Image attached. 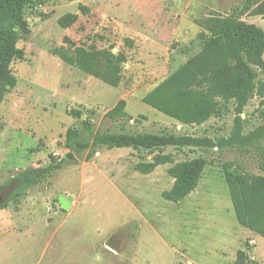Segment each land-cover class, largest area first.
<instances>
[{
    "label": "rangeland",
    "instance_id": "374dc122",
    "mask_svg": "<svg viewBox=\"0 0 264 264\" xmlns=\"http://www.w3.org/2000/svg\"><path fill=\"white\" fill-rule=\"evenodd\" d=\"M257 4L31 0L24 8L25 24L17 30L23 55L10 64L16 84L0 102V185L20 171L54 165L53 158L58 167L0 208V264H233L239 249L264 264V237L236 221L221 167L229 161L259 173L264 139L209 145L230 136L232 102L221 116L184 125L141 101L201 49L210 36L201 26L206 18L239 20L264 30V17L253 11ZM65 13H76L77 19L62 28L57 20ZM80 45L124 54L116 86L59 56H72ZM119 99L125 100L131 120L104 116ZM263 108L257 96L247 102L240 113L243 134L262 123ZM81 119H90L91 132H83ZM70 126L80 128L85 139L95 130L191 136L199 145L169 146L164 152L175 161L202 156L207 164L192 192L176 202L165 200L161 192L173 182L167 174L171 163L142 174L134 165L151 155L130 147H100L85 159L87 150L77 153L64 144ZM10 188L0 187V204ZM59 196L71 198L68 208H61Z\"/></svg>",
    "mask_w": 264,
    "mask_h": 264
},
{
    "label": "trees",
    "instance_id": "16d2710c",
    "mask_svg": "<svg viewBox=\"0 0 264 264\" xmlns=\"http://www.w3.org/2000/svg\"><path fill=\"white\" fill-rule=\"evenodd\" d=\"M254 13L264 17V0H257ZM31 0H0V102L6 92L15 84L16 78L10 70L11 62L22 57L17 47V30L25 24L24 8ZM88 11L83 5L78 7ZM76 13H65L57 22L66 28L75 22ZM201 26L210 36L205 39L201 49L177 67L155 87L148 91L142 102L162 112L184 125H200L210 117H218L233 103L234 119L228 138H220L211 146L224 148L235 142L259 141L264 139V108L261 109L262 123L248 134H243L244 121L240 117L244 106L254 96L264 105V30L253 23H245L229 18L208 17ZM62 60L77 69L98 77L111 86L120 80L123 53L99 50L93 47L78 46L72 56L59 52ZM126 102L119 99L104 116L110 120H131L125 110ZM72 111V110H71ZM77 117L81 113L73 110ZM83 132H91L90 119L80 120ZM1 129V121H0ZM65 146L80 153L87 150L85 159H90L100 147H130L151 155L149 161H139L135 170L142 174L151 173L158 165L171 163L167 174L173 179L171 187L161 192L165 200L179 201L198 185L207 160L202 156L175 161L173 154L164 152L166 147L199 145V139L173 133H149L126 131L95 130L91 138H81V130L70 126L65 132ZM72 157L73 153L69 152ZM48 164L44 168L27 169L7 179L0 187L10 185L6 206L9 200L17 199L31 188L37 177L50 173L58 167ZM224 181L236 221L244 228L264 237V162L259 173H250L229 161L221 164ZM246 246H249L246 244ZM178 264H187L180 261ZM233 264H257L250 259L246 250L239 249Z\"/></svg>",
    "mask_w": 264,
    "mask_h": 264
},
{
    "label": "water",
    "instance_id": "95a60500",
    "mask_svg": "<svg viewBox=\"0 0 264 264\" xmlns=\"http://www.w3.org/2000/svg\"><path fill=\"white\" fill-rule=\"evenodd\" d=\"M70 199H71V198H70L69 196H68L67 199H65L64 196H59V197H58V201H59V203H60L61 208H63V209L68 208V206H69V202H68V200H70Z\"/></svg>",
    "mask_w": 264,
    "mask_h": 264
},
{
    "label": "crops",
    "instance_id": "0c3cea01",
    "mask_svg": "<svg viewBox=\"0 0 264 264\" xmlns=\"http://www.w3.org/2000/svg\"><path fill=\"white\" fill-rule=\"evenodd\" d=\"M251 232H252V231H251ZM251 232H250V230H249V233H251ZM246 233H248V232H246ZM246 233H245V234H246ZM253 233H254V232H253ZM254 234H256V233H254ZM251 235H252V234H251ZM257 235H258V234H257ZM252 237L254 238V236H253V235H252ZM185 263H187V264H192V262H191V261H186Z\"/></svg>",
    "mask_w": 264,
    "mask_h": 264
}]
</instances>
